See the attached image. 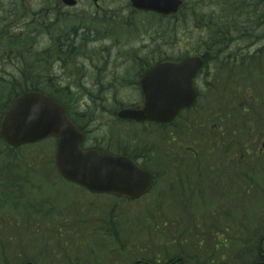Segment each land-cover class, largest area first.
Masks as SVG:
<instances>
[{"label":"rangeland","instance_id":"rangeland-1","mask_svg":"<svg viewBox=\"0 0 264 264\" xmlns=\"http://www.w3.org/2000/svg\"><path fill=\"white\" fill-rule=\"evenodd\" d=\"M6 15H11V23L4 28L5 23L0 22V33L5 34L0 46L7 51L15 50L9 47L10 37L14 36L20 39L18 49H27L25 38L35 31L39 36L29 48L39 54L48 48L44 23L52 25L50 19L56 22L51 27L56 61L51 71L40 70L41 86L48 90L68 88L66 101L79 122L85 128L90 124L93 136L106 146L114 143V135L123 148L128 145L131 151L146 156L157 175V186L136 203L93 196L47 170L43 160V170H38L35 177L20 170L19 161H33L36 156L38 160L54 159V140L14 151L0 140V257L8 258L10 264H20L18 257L35 264H167L169 258L178 256L184 260L182 264H201L211 257L212 232L220 227L215 225H221L224 234L226 226L243 221L246 213L256 211L260 218L264 216V152L260 151L264 129L254 127L248 144L252 157L261 156L254 165L260 175L248 179L255 185L251 189L241 184V177L251 171L248 157L234 151L227 156L230 161H220L216 151L199 172H184L188 178L184 180L185 176L182 183L174 179V173L181 171L187 159L184 153L196 150V138L198 152L203 150L199 134L207 133L204 126H198L202 131L198 134L185 125L187 121L190 125L195 121L201 124L200 117L188 119L189 114H183L164 131L170 138L174 134L175 142L169 139V144H161L157 152L151 148L149 128L131 126L115 117L122 106L141 102L136 78L154 62L184 53L198 55L191 41H169L174 46L167 47L170 22L134 11L129 0H101L99 8L92 0H79L74 9L66 8L59 0H0V17ZM20 17L22 27L18 26ZM75 29L76 37L69 39L72 50L81 53L66 58L59 53L56 40L59 36L68 40ZM8 65L0 59L2 76L12 73ZM48 79L53 89L46 83ZM179 131L183 137L177 140ZM135 135L141 138H132ZM7 159L12 160L13 171L5 169ZM235 160L242 170L230 164ZM112 219L122 244L112 236ZM180 242L183 251L178 253Z\"/></svg>","mask_w":264,"mask_h":264},{"label":"trees","instance_id":"trees-1","mask_svg":"<svg viewBox=\"0 0 264 264\" xmlns=\"http://www.w3.org/2000/svg\"><path fill=\"white\" fill-rule=\"evenodd\" d=\"M183 1V15L159 20L170 22L172 25L167 43L171 41L175 44L180 40L191 41L194 43L195 51L204 57L205 67L197 81L198 100L194 108L186 113L189 114L188 119L200 117L202 123L198 124L195 121L194 125H190L187 121L185 125L188 129L197 131L198 134L202 132L198 131V126L203 125L207 133L199 134V141L203 145L201 152H198L196 138L193 142L196 150L184 153L187 159L183 162L184 169L182 168L179 172H199L202 164L216 151L220 161H227L229 159L227 156L234 151L248 157L246 163L250 164L251 171L241 177V184L253 189L255 185L249 183L248 179L251 176L260 175L254 165L259 163L261 156L252 157L249 153L252 147L248 144L254 127L264 129V0H214V4L209 0ZM50 23L53 26L44 23L49 37L48 46H46L48 48L41 50L39 54L29 48L36 43L35 39L39 36L35 31L30 32L25 38L27 49H18L20 39L18 40L19 37L15 36L10 37L11 45H9L10 49L15 48V50L7 51L0 46V59L9 63L8 66L12 69L9 76L5 77L0 73V119L9 104L21 93L28 91H40L49 95L61 103L74 118L71 107L66 101L69 99L66 98L70 95L69 89L48 90L41 86V81H38L40 70L51 71L52 64L56 61L53 53L54 28L51 27L57 24L52 19ZM4 35L0 33L1 43ZM76 35L75 29L68 34V40L64 39V36H59L56 40L59 53L66 58L76 53V50H72V39H69ZM68 43H70L69 46ZM174 44L168 43L167 47L170 45L172 48ZM61 50L64 53H61ZM186 51L189 54L188 50ZM185 56H187L186 53L181 57L170 56L163 61L178 60ZM35 73H37L36 77L33 76ZM51 81L48 79L46 83L53 89ZM8 90L9 93L6 94ZM176 135L177 140L183 137L180 131L176 132ZM230 140H233L232 145ZM170 141L175 142L174 134ZM37 158L33 161H19L20 170L28 174L38 173V170H43V160L44 167L55 172L53 157L51 160ZM145 159H147L146 156ZM148 162L146 160L143 164L146 169H149ZM5 163L8 164L5 169L13 171L12 160L7 159ZM230 164H234L235 170H242L239 161L235 160ZM187 178L188 176L184 180ZM178 179L179 183L183 182L181 176H178ZM183 186L186 187L187 184H182ZM261 213H264L263 207ZM258 215L256 211L246 213L243 221L224 228L226 234H223L221 225H215L221 228H214L212 232L214 240L211 257L201 264H264V216L260 218ZM110 231L112 236H115L122 244L113 219ZM178 245L176 252L180 253L183 251V245L181 242ZM261 253L263 256L260 255ZM247 255L250 258H247ZM213 257H216L215 261ZM183 261L182 258L175 256L169 258L167 264H182ZM145 264L154 263L147 261Z\"/></svg>","mask_w":264,"mask_h":264},{"label":"water","instance_id":"water-1","mask_svg":"<svg viewBox=\"0 0 264 264\" xmlns=\"http://www.w3.org/2000/svg\"><path fill=\"white\" fill-rule=\"evenodd\" d=\"M99 0H94L97 3ZM133 7L146 12L172 15L181 0H130ZM70 7L76 0H62ZM201 57L180 63H164L142 80L143 110H123L119 119L136 122L170 123L196 102L194 79L203 68ZM0 136L11 147L57 139L55 164L61 178L93 195H108L136 201L145 196L153 176L126 156H112L97 150H83L84 133L70 120L66 110L40 92L20 95L0 123ZM264 147V146H263Z\"/></svg>","mask_w":264,"mask_h":264},{"label":"flooded vegetation","instance_id":"flooded-vegetation-1","mask_svg":"<svg viewBox=\"0 0 264 264\" xmlns=\"http://www.w3.org/2000/svg\"><path fill=\"white\" fill-rule=\"evenodd\" d=\"M21 20H22V17L19 18V23H18V26L19 27H22V23H21ZM0 22H3L5 23V26L4 28H7L10 26V23H11V15H6L4 17H0ZM16 24H14L13 26H15ZM157 65V62H154V66ZM148 72V70L146 71ZM146 72L138 79L136 78V85H137V89L139 91V94L141 95V97L143 99H141V102L140 103H137V104H130V105H125V106H122V107H126V108H133V109H141L143 108L144 106V95H143V92H142V88H141V80L143 78V76L146 74ZM143 100V101H142ZM126 124H129L131 126H136V127H146V128H149L150 129V135H151V138H150V135H149V138L152 140L153 144L151 146L152 149H154V151H159L160 148H161V144L164 145L165 144H169V134L165 135V132L164 131H167L169 127H171V124L170 125H160V124H151V123H142V124H138V123H132V122H129V123H126ZM90 126V124L88 125V127ZM88 127H86L83 131L85 133V142H84V148L85 149H97V150H102V151H105V152H109L110 154H113V155H126V156H131L135 159H138L140 162H143L145 161L144 159V155L140 152H137V151H131L127 145L126 148H123L119 141H118V136H114L113 135V141L114 143H111L110 146H106L104 143V141L102 140H98L96 139L93 135H94V130L93 129H89ZM152 128H154V133H152ZM145 134H143L142 136H144ZM132 138H141L140 136L138 135H135L133 136ZM118 144H116V143ZM156 143V144H154ZM116 149V151L114 150ZM23 264H26V263H23Z\"/></svg>","mask_w":264,"mask_h":264}]
</instances>
